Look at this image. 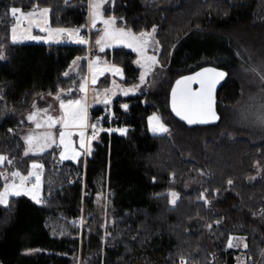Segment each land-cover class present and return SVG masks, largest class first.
I'll return each instance as SVG.
<instances>
[{"label":"trees","instance_id":"16d2710c","mask_svg":"<svg viewBox=\"0 0 264 264\" xmlns=\"http://www.w3.org/2000/svg\"><path fill=\"white\" fill-rule=\"evenodd\" d=\"M36 6L50 9L52 26L88 33L89 0H0V48L5 52L0 60V155L12 161L0 165V192L5 172L28 175L33 164L43 166L40 202L21 195L0 204V264H77L79 256L86 264H264V139L233 135L218 126L196 133L198 128L181 123L169 107L175 80L211 62L229 73L218 93L220 114L223 107L241 102L244 84L216 52L232 55L236 48L239 61L241 55L252 56L256 46L264 57V0L108 3L105 15L114 16L119 27L136 33L157 29L163 71L150 76L147 90L118 97L110 122L104 107L92 108V124L126 127L127 134L103 132L92 155L76 163L63 162L58 146L25 155L23 132L35 105L48 106L60 93L67 100L81 96L89 70L86 56L94 54L99 30L91 31L90 50L66 43H13L10 9ZM100 55L123 67V84L139 82L134 51L115 47ZM79 56L84 57L79 69L69 72ZM111 79L107 74L98 86H109ZM156 111L169 127L164 134L150 132L148 117ZM100 185L113 217L105 240L93 212ZM172 193L178 195L175 203ZM82 216L83 231L75 221ZM95 221L100 227L88 230Z\"/></svg>","mask_w":264,"mask_h":264},{"label":"rangeland","instance_id":"374dc122","mask_svg":"<svg viewBox=\"0 0 264 264\" xmlns=\"http://www.w3.org/2000/svg\"><path fill=\"white\" fill-rule=\"evenodd\" d=\"M113 0H104L102 7L100 9L101 16L97 19L95 27L92 26V17H91V8L90 5L94 2V0H89V18H88V24L85 29H87L88 33L85 32L84 29L80 28H73V27H57L52 26L51 24V11L48 7H40L41 9L47 8L49 9V13L47 16V23L43 24L42 26L50 28V29H67V30H75L79 29V37L83 38L87 43L81 44L75 42L76 37L75 36H69L67 33H61L58 35H53L52 38H49L48 32H42L39 30L38 27L32 26L30 32L27 31V24L28 21L25 20L23 24L19 27H17V37L18 42L16 43H43V44H72V45H86L89 47L88 50L91 49V31L93 30H99V35L96 39L100 40L101 37L104 36V30H105V24L103 23V20H107L110 18H115L114 16H106L105 15V9L108 3L112 2ZM96 2H99V0H96ZM19 8V7H16ZM22 10L23 13H28L32 10H24L22 8H19ZM15 22V21H14ZM112 28L114 29H123L126 32H131L132 35L140 38V42L142 43L144 39H147V44L144 47V56L145 57H155V63H152L151 61H146L142 58L141 53L139 51L134 50L136 47V43L133 42V47H128L126 43H120L115 40H105L101 44H97L95 41V44H93L92 51H95L94 54H90L86 56V59L88 61L89 70L88 75L83 81L84 91H81V96L76 99L67 100L63 98L64 93H60L58 96L54 97V99H50L52 103L48 106L43 107L40 104H37L34 106L33 110L28 114V121L30 123V126L25 128L23 132V137L26 142L27 146V152L29 145L27 143V137L32 136L34 138H41V139H34L33 140V148L31 152H28V154H40L44 153L45 151L53 148L54 146H58L61 149V152L64 150L63 146L60 145V132L67 131L71 132L72 135L70 137L72 141V148L75 149V151L78 153L76 156V159H66L67 160H74L78 161L82 156L88 157L91 156L93 147L96 143L102 142V133L103 132H109V133H118L120 135H126L127 134V128L126 127H103V126H95V129L93 128V125L90 120V114L91 110L94 107L102 106L105 108V114H108L109 116V122L111 121V118L113 116V108H114V101L120 97V96H129L134 94H139L143 92L144 90H147L150 86L148 83V80L150 76L153 75V78L160 75L163 71L162 69H159L160 62L158 59V54L161 50L160 43L156 37V28H154L151 31H145L142 33L148 34L146 37H140L141 33H136L132 31L131 29L119 27L117 25V19L115 18V24L112 25ZM30 35L33 37H39L40 39H25L23 36ZM131 42V41H129ZM101 47H103V51H101ZM115 47H126L132 51H134L137 54L136 63L141 68V74L139 78V82L134 85H125L122 83V80L125 77L124 69L121 65L116 64L112 61H110L107 57H104L103 55H100L101 52H104L106 50L115 48ZM264 48V47H263ZM254 50V54L252 56L246 57L245 54L240 56L241 59L239 61H236V48L232 51L231 54H227L224 56L223 52H216L218 54L217 59L221 57V62H227L230 66L229 71H231L232 74H235L238 76L239 79L244 84V96L240 103L237 105H233L230 107H223L221 111V121L218 125L208 126V127H195L198 129L196 133L199 132V130H205L210 131L214 128H217L219 130H223L226 132H229L233 135L236 134H247L251 137H256L258 139H264V70L261 68H264V57L263 54L259 51L260 49L256 46L252 47ZM239 56V54H238ZM84 57H77L73 62L69 69V72L73 73L76 72L80 67V62ZM247 58V61H246ZM5 59V52L0 48V60ZM139 61V63H138ZM91 65V67H90ZM220 63L218 62H211L210 64H207L205 66H218ZM200 66L199 68L205 67ZM113 67L120 69V73H114L110 69ZM234 68V70H232ZM237 70V72H236ZM154 73V74H153ZM107 74L111 75V83L109 86L106 87H99L98 84L100 80L106 76ZM141 76H144L143 81H141ZM95 77V83H93V78ZM148 85V86H147ZM127 93V94H125ZM59 97V99H57ZM79 100L81 102V105L84 108V119L83 123L85 127L82 129L80 127H69L68 129H64L61 125V123L55 124V126L50 127L51 121L48 119L49 117H52L53 119L60 120L64 116V109L61 108V101L64 102L65 105H67L68 101H77ZM108 101L105 103V101ZM149 101V100H148ZM125 105V104H124ZM126 106V105H125ZM46 110V111H45ZM35 115L34 119H29L30 116ZM153 117L159 118V123H162L164 127H166L169 130V127L167 126V123L164 121L163 116L159 111L154 112L148 117V126L150 129V132L152 134H164L166 132H160V131H153V127L156 125V121L152 120ZM101 121V120H100ZM98 121V124L101 125V122ZM40 124V127H37V124ZM121 129L126 130L123 134L121 133ZM98 131V134L94 137L91 131ZM84 132V148L80 147V136L79 132ZM51 134V137L55 140V143H52L51 146H46L41 150L40 145H44L45 141L42 139L46 134ZM94 137V138H93ZM68 138L66 137V140ZM60 152V153H61ZM71 155V152L69 153ZM3 156V155H0ZM1 165V164H0ZM13 172H19L21 176H28L26 174H23L22 172L18 170L14 171H7L4 173V178L6 181V185L15 183L17 185L20 184L19 177H13ZM31 172H36L40 175V173L43 172L41 169H33L31 168ZM30 172V173H31ZM36 183L35 176L30 177L27 181H25L23 189L21 190V195H25L34 201H39L40 198H42V188H43V179L40 175V183L38 187H34ZM5 185V186H6ZM99 192L95 197L94 201V209L93 212L97 213V222L101 226L104 234L102 235V238L104 240L110 235L108 232V229L110 226L113 225V217H112V210H111V201L106 196V191L104 190V187L100 185L98 187ZM25 192L27 194H25ZM176 194V193H175ZM19 195V196H21ZM85 196H88L87 193H84ZM12 197H17L16 195H9L7 198V204L9 203L10 199ZM172 199H175V202L178 200V195L176 194L175 198L172 195ZM6 204V205H7ZM5 205V204H2ZM84 214L86 216V205L84 203L83 205ZM92 214V213H90ZM88 218V217H87ZM102 221H101V220ZM84 216H82V223L78 224L80 227V230L83 231L84 229ZM97 225L96 221L93 224V226L88 230H94L95 228L100 227ZM83 240V238H81ZM236 240V239H235ZM239 245L243 247L245 245L244 239L239 240ZM80 247L82 249V241L80 244ZM27 253H34L36 250H28ZM79 261L77 264H86L82 257L79 256Z\"/></svg>","mask_w":264,"mask_h":264},{"label":"snow or ice","instance_id":"6c2138e0","mask_svg":"<svg viewBox=\"0 0 264 264\" xmlns=\"http://www.w3.org/2000/svg\"><path fill=\"white\" fill-rule=\"evenodd\" d=\"M104 0H99V2H94L90 5L91 8V17H92V26L95 27L96 21L101 16L100 9L102 7ZM49 13V9L47 8H39L36 6L32 11L28 13H23L21 9L13 7L10 9V14L14 18V24L11 28V39L13 43L18 42L17 37V27L21 26L25 20L28 21L27 31L30 32L31 27L34 25L39 28L42 32H48L49 38H52L53 35H58L61 33H67L69 36H75V42L77 43H87L83 38L79 37V29L75 30H67V29H50L42 26L47 23V16ZM105 24L104 36L101 37L100 40H97V44H101L105 40H115L120 43H126L128 47H133V42L136 43V47L134 50L139 51L141 56L146 61H151L155 63V57H145L144 56V47L147 44V39H144L143 42H140V38L132 35L131 32H126L123 29H114L112 25L115 24V18H110L107 20H103ZM148 34L141 33L140 37H146ZM25 39H40L39 37H33L30 35L23 36ZM131 41V42H129ZM103 51V47L100 49ZM139 63V61H138ZM91 67V65H90ZM114 73H120V69L113 67L110 69ZM67 75V73H65ZM226 73L218 72L215 69H204L200 72L195 73V75L188 76L183 78L182 80H178L176 82V88L172 91V108L177 116H180L181 119L187 120L189 124L193 123H209L212 119H216V115L214 112V90L219 83L220 80L224 78ZM144 76H141V81H143ZM93 83H95V77L93 78ZM193 83L199 84L198 90H193L191 85ZM81 91H84V86L81 85ZM127 94V93H125ZM59 99V97H57ZM108 101L106 100L105 103ZM126 107V106H125ZM61 108L64 109V116L60 120L53 119L49 117L48 119L51 121L50 127L55 126L57 123H61L64 129H68L69 127H80L81 129L85 127L83 123L84 119V108L81 105L79 100L77 101H68L67 105L61 101ZM46 111V110H45ZM35 115L30 116L29 119H34ZM152 120L156 121V125L153 127V131L167 132L168 129L164 127L162 123H159L158 117H153ZM41 125L38 123L37 127ZM95 129V125H93ZM121 133L123 134L126 130L121 129ZM72 133L67 131L60 132V145L63 146V151L60 153V159H76L78 153L72 148V141L70 139ZM80 136V147L84 148V132H79ZM66 137L68 138L66 140ZM94 138V137H93ZM27 143L29 145L28 152L32 151L33 148V140L41 139L34 138L29 136L26 138ZM42 139L45 141L44 145H40L41 150H43L46 146H51L52 143H55V140L51 137V134H46ZM25 153V155L28 154ZM71 152V155L69 153ZM11 164L12 161L8 160L6 156H0V164L4 162ZM43 166L39 164H33V169H41ZM13 177H19L20 184L17 185L15 183L6 185L4 187L3 192H0V204H7V198L9 195H21V190L23 189L25 181H27L30 177L35 176L36 183L34 187H38L40 183V175L36 172L29 173L28 176H21L19 172H13ZM7 179V177H5ZM231 183V181H229ZM25 194H27L25 192ZM175 198L176 194L172 193ZM39 202V201H37ZM175 203V199L172 201ZM229 247H232L231 242H229ZM246 247V245H245Z\"/></svg>","mask_w":264,"mask_h":264},{"label":"water","instance_id":"95a60500","mask_svg":"<svg viewBox=\"0 0 264 264\" xmlns=\"http://www.w3.org/2000/svg\"><path fill=\"white\" fill-rule=\"evenodd\" d=\"M204 69H215L218 72H224V73H226V75L224 76V78L222 80H220L219 83H217V85L215 87V90H214V94H213L214 95V112H215V115H216L217 118L216 119H212L211 122H209V123H193V124H189L187 122V120L181 119V117L180 116H177L176 113L173 111V108H172V91H173L174 88H176V82L178 80H182L185 77L195 75V73L200 72V71H202ZM228 77H229V73L224 68H220V67H217V66H205V67L199 68V69H197V70H195L193 72H190L188 74L182 75L179 78H177L175 80V82L173 83V86L171 88L170 95H169V107H170V111H171L172 115L177 120H179L181 123L185 124L188 128L208 127V126H213V125L219 124L220 121H221V114H220L219 108H218V93H219L220 89L222 88L224 82L227 80ZM199 87H200L199 84H196V83H193L191 85V88L194 91L195 90H198Z\"/></svg>","mask_w":264,"mask_h":264},{"label":"built area","instance_id":"2783aa9c","mask_svg":"<svg viewBox=\"0 0 264 264\" xmlns=\"http://www.w3.org/2000/svg\"><path fill=\"white\" fill-rule=\"evenodd\" d=\"M91 133L93 134V136L95 137L97 134H98V131L97 130H95V131H91ZM263 211H261L260 213H262ZM78 224H80L81 223V219H76L75 220Z\"/></svg>","mask_w":264,"mask_h":264},{"label":"crops","instance_id":"0c3cea01","mask_svg":"<svg viewBox=\"0 0 264 264\" xmlns=\"http://www.w3.org/2000/svg\"><path fill=\"white\" fill-rule=\"evenodd\" d=\"M54 98H52V100H53ZM52 103V101L50 100V102H49V105ZM68 161H72V162H77V161H74V160H67V161H65V160H63V162H68ZM40 175L42 176V173H40ZM41 199L42 198H40V200H39V202L41 201ZM37 202V201H36Z\"/></svg>","mask_w":264,"mask_h":264}]
</instances>
